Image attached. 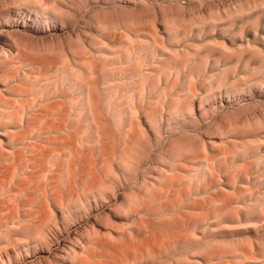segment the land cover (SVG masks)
<instances>
[{
	"label": "rangeland",
	"instance_id": "rangeland-1",
	"mask_svg": "<svg viewBox=\"0 0 264 264\" xmlns=\"http://www.w3.org/2000/svg\"><path fill=\"white\" fill-rule=\"evenodd\" d=\"M0 264H264V0H0Z\"/></svg>",
	"mask_w": 264,
	"mask_h": 264
},
{
	"label": "bare ground",
	"instance_id": "bare-ground-1",
	"mask_svg": "<svg viewBox=\"0 0 264 264\" xmlns=\"http://www.w3.org/2000/svg\"><path fill=\"white\" fill-rule=\"evenodd\" d=\"M59 249V248H58Z\"/></svg>",
	"mask_w": 264,
	"mask_h": 264
}]
</instances>
